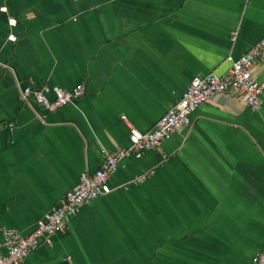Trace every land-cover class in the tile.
<instances>
[{
    "label": "crops",
    "instance_id": "1",
    "mask_svg": "<svg viewBox=\"0 0 264 264\" xmlns=\"http://www.w3.org/2000/svg\"><path fill=\"white\" fill-rule=\"evenodd\" d=\"M263 36L264 0H0V240L4 226L28 235L102 148L128 146L130 127L151 129L193 77L226 72ZM252 74L264 83V56ZM79 83L53 111L21 97ZM261 99L253 111L213 94L20 264H251L264 244Z\"/></svg>",
    "mask_w": 264,
    "mask_h": 264
},
{
    "label": "built area",
    "instance_id": "2",
    "mask_svg": "<svg viewBox=\"0 0 264 264\" xmlns=\"http://www.w3.org/2000/svg\"><path fill=\"white\" fill-rule=\"evenodd\" d=\"M10 20L15 19L9 18V23L14 25ZM11 39L14 40L15 36L11 35ZM263 56L264 36L238 59L232 60L226 72L218 73L212 70L205 75L193 77L178 100L155 121L151 129L140 131L130 127L128 146L115 152L102 148L103 160L100 166L92 173L82 172L78 183L64 194L58 204L53 205L37 220L33 231L22 235L15 228H2L0 264H20L41 242L49 243L56 232L64 230L67 221L77 213L80 205L89 203L108 190L106 182L109 175L116 170L122 159L129 156L141 157L145 151L155 148L169 138L177 126L188 125L192 111L213 94L226 93L236 96L249 109L258 110L262 104L264 83L253 76L252 70L256 61ZM83 93L82 83L71 89H62L56 85L34 88L28 84L23 87L21 97L27 99L31 96L46 110L53 111L74 103ZM121 118L126 119L124 115ZM146 175L140 174L134 180L142 181ZM251 264H264V244L253 256Z\"/></svg>",
    "mask_w": 264,
    "mask_h": 264
},
{
    "label": "snow or ice",
    "instance_id": "3",
    "mask_svg": "<svg viewBox=\"0 0 264 264\" xmlns=\"http://www.w3.org/2000/svg\"><path fill=\"white\" fill-rule=\"evenodd\" d=\"M10 22L13 23V24H15L16 21L15 20H10Z\"/></svg>",
    "mask_w": 264,
    "mask_h": 264
}]
</instances>
